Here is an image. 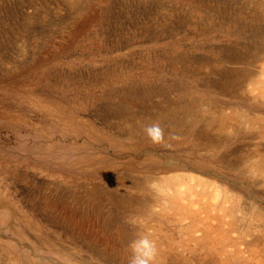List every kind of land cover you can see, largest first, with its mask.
<instances>
[{"label":"rangeland","instance_id":"rangeland-1","mask_svg":"<svg viewBox=\"0 0 264 264\" xmlns=\"http://www.w3.org/2000/svg\"><path fill=\"white\" fill-rule=\"evenodd\" d=\"M261 53L264 0H0V264H128L162 223L165 264H264L250 250L264 224L241 208L264 210L244 157L259 140L207 125L217 105L264 115ZM153 122L160 144L134 127ZM174 173L210 180L192 208L222 223L224 249L149 211L152 178Z\"/></svg>","mask_w":264,"mask_h":264},{"label":"bare ground","instance_id":"bare-ground-1","mask_svg":"<svg viewBox=\"0 0 264 264\" xmlns=\"http://www.w3.org/2000/svg\"><path fill=\"white\" fill-rule=\"evenodd\" d=\"M70 2L73 5L77 4L78 0H70ZM260 57H264V53H261ZM252 83L257 89V92L255 93L256 96L264 97V79H254ZM196 106L197 108H200L203 105L201 102H198ZM189 108L190 107L184 106L181 111H183L184 116L189 117L193 121L196 115H193ZM236 124L245 125L247 128L252 129L257 140H259L258 144L246 153L244 157L246 162L249 163V169L252 172L264 176V115L236 107L224 110L222 105H217L215 111L211 112L207 119L208 126L216 125L221 130H228V132L236 131ZM148 125L149 124L146 125V123L137 124L134 127L145 132L144 129ZM207 141L208 142H205L208 143L207 146H211L209 145L211 141ZM192 179L196 184L190 186L188 182ZM151 182L158 195L156 201L151 204V207L149 208V211L154 215L155 219L159 222H185L186 225L182 228L183 233L189 236L190 239L195 242L197 247L205 250L207 253L217 251L219 248L224 249V227L222 223L219 221L216 223L209 222L208 220L201 218L205 214L192 208L193 203L196 200L200 201L201 199V196L195 193V187L200 185L205 189L206 186L211 183L210 180L196 178L192 174L174 173L162 178L153 177ZM128 187L131 188L129 184ZM219 193L223 194L222 197L224 198V189L221 185H219ZM103 196L104 198L101 199L100 202H107L111 198V196L105 193ZM229 197L230 195L227 194L226 199L228 200ZM223 202H225L224 199ZM201 208L202 207L200 206L199 209L203 211ZM241 208L243 214L248 213L253 216L254 221L257 220V226L264 224V210L262 207L256 206L253 202L244 201ZM220 211H225L227 214L228 212L229 214L231 213L229 207L224 205V203L221 205ZM212 216L215 215H211L209 218L211 219ZM162 224H153L154 228L150 236L157 244L158 255L156 264H165L166 261L169 260L168 250L175 243L174 234L169 231L168 228L166 229L163 227ZM234 224V221H231V227H233ZM249 230V228L246 229L247 232ZM251 245H254V247L251 246V254L255 256L257 262L264 263V230H261L260 233L252 239ZM230 254H232L231 256L235 261H241L240 253L233 251ZM8 262L11 263L12 259L10 258Z\"/></svg>","mask_w":264,"mask_h":264},{"label":"clouds","instance_id":"clouds-1","mask_svg":"<svg viewBox=\"0 0 264 264\" xmlns=\"http://www.w3.org/2000/svg\"><path fill=\"white\" fill-rule=\"evenodd\" d=\"M144 131L152 143L160 144L164 141V129L159 122L149 124ZM128 247L131 252L128 264H156L158 249L156 241L150 234L138 232Z\"/></svg>","mask_w":264,"mask_h":264}]
</instances>
